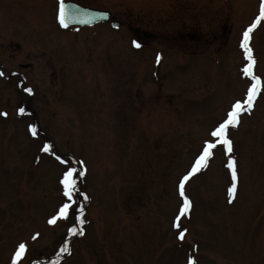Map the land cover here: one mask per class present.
Masks as SVG:
<instances>
[{
  "label": "rangeland",
  "instance_id": "374dc122",
  "mask_svg": "<svg viewBox=\"0 0 264 264\" xmlns=\"http://www.w3.org/2000/svg\"><path fill=\"white\" fill-rule=\"evenodd\" d=\"M67 1L109 11L122 27L61 30L55 10ZM258 6L0 0V264H12L21 243L17 264H264V22L249 44L256 107L229 128L232 153L218 145L186 183L184 240L173 227L180 179L252 84L240 43ZM69 168L72 201L60 183ZM64 203L68 217L49 224ZM74 226L84 234L70 236Z\"/></svg>",
  "mask_w": 264,
  "mask_h": 264
},
{
  "label": "snow or ice",
  "instance_id": "6c2138e0",
  "mask_svg": "<svg viewBox=\"0 0 264 264\" xmlns=\"http://www.w3.org/2000/svg\"><path fill=\"white\" fill-rule=\"evenodd\" d=\"M66 9L61 2L60 8H59V23L62 27H67L68 24L66 22ZM264 21V0H261L260 3V10L259 15L256 17L255 21L243 32L242 34V40L240 43V47L243 50L244 58L247 61V65L243 68V73L245 76L251 78L252 84L248 88L246 97L243 100V102H236L232 105L231 110L228 111L226 118L210 133L211 137L214 138V142H205L200 155L195 159L194 164L192 165L191 169L188 171L186 175H184L179 183H178V193L179 196L182 199V204L179 209V213L176 216V220L173 222V227L179 230V235L177 236L178 240H184L185 239V230H180V220L182 217L187 216L189 213V210L192 207L191 201L187 198L185 194V185L186 183L197 173L201 172L204 168L208 166V161L213 155V149H215L218 145H222L224 148V152L226 155H229L233 151V145L232 141L228 138V130L229 128H236L238 124L240 123L239 117L242 112H249L252 107L253 103L257 97V95L260 93V84L261 81L258 77L254 76L253 74V67L256 63V61L253 58V50L249 46L250 40L252 38L253 31L257 28V26ZM86 22V21H82ZM136 47H139V44L135 45ZM157 62H159V56L157 57ZM29 92L31 90H28ZM24 110L20 109V112L22 113ZM0 115H4V113H0ZM29 131L33 136L37 135V129L35 127H29ZM51 150V146L48 144L43 145L41 148L42 152L48 153ZM61 163H66L63 160H60ZM226 167L230 171L231 176V185L228 188V203H232L237 195V181H238V174H237V162L230 158L228 160V163ZM76 172L75 168H69L64 174L63 178L61 179L60 183L63 186V195L67 197L68 201L73 200V194L77 191L76 188V180L73 179L74 173ZM83 171L79 172V176H83ZM85 199H87L85 197ZM72 207L71 203H64L58 210V214L54 216L53 218L48 220L49 224H55L58 219H65L69 215V209ZM78 212L80 215L77 217V224L82 225L85 221L81 219L80 217L83 215V209H78ZM83 229L79 227H72L69 229V235L70 236H76V235H83ZM35 239V236L33 237ZM61 253H68L69 252V245L66 241L63 247L60 249ZM25 253V245L21 243L18 245L12 264H17L18 261L21 260V258L24 256ZM189 264H194L193 260L189 259Z\"/></svg>",
  "mask_w": 264,
  "mask_h": 264
},
{
  "label": "water",
  "instance_id": "95a60500",
  "mask_svg": "<svg viewBox=\"0 0 264 264\" xmlns=\"http://www.w3.org/2000/svg\"><path fill=\"white\" fill-rule=\"evenodd\" d=\"M66 14H72L73 20L70 21V16L66 15V22L73 26H87L98 22H107L101 13L76 7L73 4H65ZM86 21V22H82ZM118 26V25H117Z\"/></svg>",
  "mask_w": 264,
  "mask_h": 264
},
{
  "label": "flooded vegetation",
  "instance_id": "af4514ba",
  "mask_svg": "<svg viewBox=\"0 0 264 264\" xmlns=\"http://www.w3.org/2000/svg\"><path fill=\"white\" fill-rule=\"evenodd\" d=\"M70 2H72V1H70ZM74 3H76V2H74ZM60 4V3H59ZM58 4V5H59ZM78 4V3H77ZM58 5H57V7H58ZM80 5V4H79ZM57 7H56V10H55V21H56V12H57ZM85 7V6H84ZM87 8H89V7H87ZM92 9V8H91ZM258 9H259V6H258ZM258 9H257V13H258ZM96 10V9H95ZM102 11H104V10H102ZM107 12H109V11H107ZM110 13V12H109ZM256 13V14H257ZM255 14V15H256ZM112 23H118L119 24V26L117 27V26H112ZM105 24H109L112 28H114V29H120L121 27H122V24L120 23V22H117V21H115L114 19H113V16H112V14L110 13V19H109V22L108 23H103V25H105ZM98 25H101V24H98ZM98 25H95V26H98ZM95 26H92V27H86V28H93V27H95ZM86 28H66V29H86ZM66 29H63V30H66ZM131 46H132V43H131ZM0 67H1V65H0Z\"/></svg>",
  "mask_w": 264,
  "mask_h": 264
},
{
  "label": "trees",
  "instance_id": "16d2710c",
  "mask_svg": "<svg viewBox=\"0 0 264 264\" xmlns=\"http://www.w3.org/2000/svg\"><path fill=\"white\" fill-rule=\"evenodd\" d=\"M72 243H73V242H71V245H72ZM54 255H56V251H55V254H54Z\"/></svg>",
  "mask_w": 264,
  "mask_h": 264
},
{
  "label": "bare ground",
  "instance_id": "6f19581e",
  "mask_svg": "<svg viewBox=\"0 0 264 264\" xmlns=\"http://www.w3.org/2000/svg\"><path fill=\"white\" fill-rule=\"evenodd\" d=\"M262 25V24H261ZM261 25H260V27H261ZM260 27L258 28V29H260Z\"/></svg>",
  "mask_w": 264,
  "mask_h": 264
}]
</instances>
